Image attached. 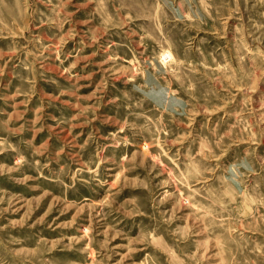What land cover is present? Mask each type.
Segmentation results:
<instances>
[{"label": "rangeland", "instance_id": "374dc122", "mask_svg": "<svg viewBox=\"0 0 264 264\" xmlns=\"http://www.w3.org/2000/svg\"><path fill=\"white\" fill-rule=\"evenodd\" d=\"M0 264H264V0H0Z\"/></svg>", "mask_w": 264, "mask_h": 264}]
</instances>
